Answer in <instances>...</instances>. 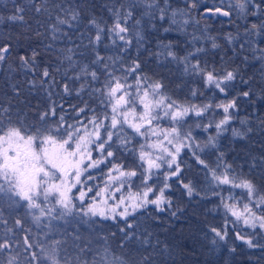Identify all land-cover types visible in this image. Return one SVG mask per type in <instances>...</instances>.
<instances>
[{
	"label": "trees",
	"instance_id": "trees-1",
	"mask_svg": "<svg viewBox=\"0 0 264 264\" xmlns=\"http://www.w3.org/2000/svg\"><path fill=\"white\" fill-rule=\"evenodd\" d=\"M154 4V7L148 8L142 0H0V17L4 18V22L0 23V45H11L6 59L0 61V110L9 109L0 115L5 124L10 117L17 124L23 118L25 125L31 126L38 119V113L48 111L49 106H54L56 110L51 122L55 123L63 115L65 127L67 124L80 126L78 121L87 123L92 116L89 108L101 115L107 112L110 116V109L101 108L98 94L93 92V87H101L102 84L92 81L90 75L81 71L87 66L89 72L98 73L101 82L104 80L102 65L92 63L96 53L105 58L109 71H115L117 76H120L123 67L139 63V75L149 77L153 82L160 81L164 85L161 91L181 104L211 105L209 110L232 100L237 105L229 109L233 119L225 125L226 130L219 136L216 132L213 134L216 137L215 148H204L201 152L186 148L178 156L183 182L191 181L195 187L192 196L187 194L176 177L169 178V187L164 188V173L171 171L167 164L162 163L159 169L151 172L148 184L153 191L148 198L155 199L160 189L164 188L166 202L161 205L164 210L157 211L151 204L135 212L129 207L132 215L126 220L135 225L130 231L140 239L123 249L120 248V241L124 234L120 228H126V220H122L117 213L123 212L130 203V193L142 194L144 185L142 175L133 178L132 182H125L119 191H116L119 181L109 182L108 171L113 164L132 168L140 163L138 153H125L114 144L115 156L86 171L81 178L84 183L76 185L70 195L72 216L75 218L90 198H97V195H89L79 204L77 196L81 189L88 193L89 189L98 191L100 186H108L107 197L113 199L111 217H81V222L77 224L67 220L55 224L52 229L57 235L55 242H62L56 247L60 262L92 264L94 257L98 259L107 247L110 257L122 256L128 264H139L144 256L149 257L145 264H264V250L250 249L235 238L233 220L222 204L229 189L225 185L217 186L206 181L207 170L202 169L193 155L195 152L211 167H216L218 157L223 153V160L232 166L237 176H247L264 187V0H167V4L165 0H154ZM240 4L244 7L241 8ZM37 6L41 8L39 13L35 11ZM16 7L24 9L20 13L24 17L23 23L7 20ZM217 8L228 11L229 15L215 12ZM117 9L132 11V18L126 25L131 41L127 46L118 39L114 43L107 31L116 19L113 13ZM160 9H165L164 19L160 18ZM74 11L79 13L76 20L72 19ZM173 12L178 18L172 22ZM58 18L67 22L60 24ZM184 19L186 22H182ZM89 20H95L104 29L98 43H91L95 40L97 27L89 24ZM137 20L139 24H136ZM137 33L142 39L137 40ZM122 47L127 50L120 51ZM33 51L36 53L34 64L31 59ZM168 51L173 52L177 59L168 56ZM21 55L28 58L27 67L22 66ZM69 55L71 60L67 59ZM185 57L187 61L199 62L210 71L215 69L219 76L233 71L236 79L230 82L226 93H221L214 85L206 86L202 76L186 73L185 63L180 62ZM45 68L50 73L46 78L42 75ZM78 75L80 78L76 79ZM42 80L44 83H41ZM85 82L84 90L77 95V90ZM128 83L135 86V74L128 77ZM65 84L69 86L70 94L64 92ZM193 90L197 95H192ZM245 91L250 93L248 97L243 96ZM85 102L88 107L77 116L74 109L85 107ZM104 122L110 125V119ZM88 126L91 128V125ZM125 129L131 133L126 125ZM233 129L243 133V138L234 136ZM29 131L34 132L35 127H29ZM133 144L139 149L137 140ZM101 156L102 153L93 146L92 158L99 159ZM140 172L143 174L144 169ZM89 175L93 178L86 179ZM236 192L240 193L238 189ZM121 198L125 203L117 206ZM0 199L3 201L0 204L3 214L0 243L8 244L6 249L0 250V264H9L14 256L18 264H29L25 258L30 253L42 255L33 248L34 245H43L33 231L32 223L35 221L27 214L25 202L19 201V197H11L18 201L11 207L8 197L0 194ZM251 208L254 212L259 209L258 213L264 215V207L256 208L252 204ZM34 212L39 216L37 211ZM17 218L22 220L28 233L16 226ZM226 219L229 221L227 225ZM211 227L226 230L229 233L226 242L218 241L210 231ZM236 228H239L238 225ZM253 231L248 228L243 233ZM255 232L264 244V232L259 228ZM25 238L32 243L31 249L24 246ZM214 239H217L216 243H213ZM144 240L148 241L146 247L142 244ZM52 241L49 234L47 243L51 245ZM130 248L133 251L129 252Z\"/></svg>",
	"mask_w": 264,
	"mask_h": 264
},
{
	"label": "snow or ice",
	"instance_id": "snow-or-ice-1",
	"mask_svg": "<svg viewBox=\"0 0 264 264\" xmlns=\"http://www.w3.org/2000/svg\"><path fill=\"white\" fill-rule=\"evenodd\" d=\"M148 8L155 6L154 0H142ZM167 4V0H165ZM241 8L243 4L239 5ZM24 11L21 7H16L14 14L7 17L10 22H24L23 15H20ZM35 11L39 13L41 8L37 6ZM211 11V10H209ZM215 12L221 15L228 16V11H221V9H215ZM114 20L112 26L108 28L109 38L123 42L125 46L130 45L131 41L128 38L129 32L126 26L128 20L132 18V11L125 9L123 12L117 9L114 11ZM173 12V16H175ZM79 16L78 12L72 13V19L76 20ZM123 17V23L121 22ZM160 18H165V9H160ZM4 22V18L0 17V23ZM67 21L58 18V23L64 24ZM140 21L137 20L136 24ZM89 24L97 27L95 40L91 43H98L101 41V32L103 28L97 25L95 20H89ZM255 27V26H254ZM168 29H165L167 31ZM142 37L137 33V40ZM216 47L215 44L212 45ZM126 47H122L120 51H126ZM11 51V45L5 43L0 45V61L6 59L7 54ZM69 51H71L69 49ZM198 51H200L198 49ZM167 55L174 60L177 59L175 54L171 51L167 52ZM36 53H32V63H35ZM22 66L27 67L29 60L26 56L21 55L19 57ZM67 59L71 60L69 55ZM105 58L99 53H96L93 59V64H101L103 67L102 74L104 80L100 81V76L96 71H88V67L84 66L81 71L92 77V81L101 83V87H93V92L98 94L100 99V107L110 109L111 115L104 112L103 115L98 113L95 109L89 108L92 112L91 118L87 120V123L78 121L80 126H74L73 124H67L65 127L64 116L61 115L58 121L51 122V118L56 115L54 106H49L48 111L39 112L38 119L33 125H25L23 118L19 123L12 122L9 117L8 123L5 124L3 120H0V179L4 181V184H0V194L8 197L9 206H15L18 201L11 199V197H19V201L25 202V207L28 210L27 214L31 215L36 223L40 222L41 217L46 213L50 214L53 209H43L42 205L38 201L42 198L44 201L51 202L55 200V205L60 206L62 209L58 216H65L72 213V201L69 197V193L76 185H82L84 181L81 179L86 171L92 168L98 167L105 162L106 158H112L115 156L113 145H118L119 150L125 153H138V159L140 161L138 167L125 168L121 164H113L112 168L108 171L109 182H120V186L116 188V191L123 187L125 182H132L133 178L138 175H142V183L144 190L141 193L135 195L129 194L130 203L125 206L124 211L117 213L122 220H126V217L131 216L132 212L137 211L140 208H144L147 205H155L157 211H163L161 207L166 202L164 198V188H168L167 180L171 177H176L181 183V186L186 190L189 196L195 193V187L192 182L184 183L182 169L180 164L177 163V157L179 156L183 147L189 146L188 143L192 140L191 131H183V121L185 117L194 115L198 118L195 121L196 127H203L205 131L212 127V123L201 124L200 118H203L205 113L211 108V105H204L198 107L195 104L185 105L181 104L177 100L172 99L165 95L161 89L164 85L160 81H152L149 77L139 75L138 70L140 64L134 62L131 66L123 67L120 76L115 75V71H109V65L104 63ZM187 58H181L180 62L185 63ZM184 71L193 75L202 76L206 86L214 85L221 93H226L230 82L236 79V74L233 71H226L223 76L216 74V70H208L207 67H202L199 62L191 64L185 63ZM135 74V86L128 83V77ZM43 77H49L50 73L45 68L42 73ZM79 75L76 79H79ZM41 83H44L42 80ZM87 82L81 84L80 89L76 94L84 90ZM70 88L67 84L64 85V92L70 94ZM192 95H197L196 90L192 91ZM250 93L248 91L243 92L244 97H248ZM139 104L143 111L138 110L136 105ZM87 102L85 107L74 109L77 116L80 113L85 112L87 108ZM217 108L223 109V117L215 123L216 135L219 136L225 131V125H227L232 119V115L229 113V109L237 107L235 100L227 103L216 105ZM62 108V106H61ZM63 110V108H62ZM8 108L0 110V115L7 113ZM162 113V115H161ZM164 118H170L171 123L167 129H161L159 125H153V121H159ZM110 119V125L105 124L104 121ZM88 125H91L89 128ZM131 129L132 133L136 136L143 138L145 143L139 145V149L134 147L135 137L125 129ZM35 127L34 132L29 131V127ZM104 129V132H101ZM149 134L157 137L156 141H150ZM233 135L243 138V133L236 129H233ZM116 138L115 140L113 138ZM165 142L168 145H172L175 148V152L171 151L165 146ZM93 146L96 151L102 153L101 158L93 159L92 150ZM199 147V145H198ZM204 148H215L216 137L209 135L207 143ZM152 149L153 151H149ZM203 151V148H201ZM159 152V155L153 153ZM196 161L202 166V169H206L205 180L215 185H227L231 188L242 189L247 194V202L243 204V208L238 210L235 204H229L227 201L222 200L223 207L227 214H230L234 221L233 227L235 230L236 240L242 241L250 249L260 248L264 250V244L260 242L261 237L255 232V229L259 228L261 232H264V215L256 214L252 208L249 207V203H252L256 208L264 207V187L258 186L252 179L247 176H237L232 169V166L223 160V153L218 157L216 167H211L207 161L193 152ZM165 156L170 159H165ZM85 161H88L85 164ZM167 164L168 169L172 171H165V184L164 188L160 189V194L155 199H149V193L153 191V188L148 184L151 179L152 169H159L161 164ZM145 165L147 167L145 168ZM175 165V167H173ZM218 171V169H221ZM140 169H144V173L140 172ZM113 173H116L114 175ZM89 175L86 179H92ZM7 185V187H5ZM91 191V189H89ZM105 189H101L97 192V196L101 195V192ZM11 194V196H9ZM85 192L81 189L78 199L83 201ZM0 199V204H2ZM103 203H107L103 201ZM124 199L121 198L117 206L123 205ZM132 209V212L128 211V208ZM33 210H39V216L35 214ZM91 214L92 216L99 215L101 218L108 219L104 211L98 210L95 203L90 205L85 215ZM0 221H3V214L0 211ZM229 221L225 220L227 225ZM15 224L18 228H22L25 233H28V229L23 228L22 220L17 218ZM237 224H242L245 228H251L254 231L252 233L245 234L239 228H236ZM135 225L131 221L126 220V228L121 227L120 232L123 233V238L120 241V248H128L132 241H139V237L132 231ZM9 231H12L9 229ZM210 231L214 234L215 238L220 242H226L229 233L217 227H211ZM217 239L213 240V243L217 242ZM57 245L61 244V241L55 242ZM24 246L27 249L33 247L28 238L23 241ZM142 244L146 247L148 241H142ZM7 243H0V250L6 249ZM42 255L37 256L35 253H30L25 259L30 262L37 260L47 261V264H59L57 259V252L55 247L47 248L41 246ZM234 251V249H232ZM84 251L83 248L80 249ZM133 249H129V252ZM138 251V249H136ZM149 259L148 256H144L139 264H145V261ZM9 264H14L13 260L9 261ZM92 264H128L122 256H111L107 247L104 248L103 255L99 258H95Z\"/></svg>",
	"mask_w": 264,
	"mask_h": 264
},
{
	"label": "rangeland",
	"instance_id": "rangeland-1",
	"mask_svg": "<svg viewBox=\"0 0 264 264\" xmlns=\"http://www.w3.org/2000/svg\"><path fill=\"white\" fill-rule=\"evenodd\" d=\"M178 17L177 16H172L171 17V20L172 22L173 21H176ZM171 22V23H172ZM182 22H186V20L184 19ZM187 62H190L189 60L185 61V63ZM191 63V62H190ZM191 64H194V63H191ZM185 105H190V104H185ZM136 107L138 108V110L140 111H143L142 107L137 104ZM199 107V106H198ZM162 115V113H161ZM224 113H223V109L222 108H217L216 106H214V108L212 110H208L204 117L203 118H200V122L201 124H207L209 122L212 123V127L208 128L207 131L204 130L203 127H196V124H195V121L198 119L196 118L194 115H189L188 117H185L184 118V121H183V124H184V127H183V131L184 132H187V131H191V134H192V140L189 141V142H186L189 144V146L187 147H183L181 149V151L183 149H186V148H189L190 151H199L201 152V148L204 149V145L206 144V141L209 137V135H212L215 134L216 132V128H215V123L219 121V119H221L223 117ZM171 123V120L170 118H164V119H161L159 121H153V125H159V127L161 129H167L168 126L170 125ZM131 130V129H130ZM132 133V132H131ZM132 136L135 137V140H137L138 144H142V143H145V141L143 140L142 137L140 136H136L135 133H132ZM149 139L150 141H156L157 140V137L155 136H151L149 134ZM199 145V147H198ZM165 146L168 147L171 151L175 152V148L172 146V145H168L167 142H165ZM149 151H153L152 149H149ZM160 153L159 152H154L153 153V158L155 157V155H159ZM165 159H170V157H167L165 156ZM178 159V157H177ZM88 161H85V164H87ZM147 167V165H145ZM175 166V165H174ZM173 166V167H174ZM156 171V169H152V172L154 173ZM172 171V169H171ZM0 184H4V181L2 179H0ZM5 187H7V185H5ZM107 187L108 186H100V188L98 189V191H100L101 189H105V191L101 192V195L97 196V198L95 197L94 199L93 198H90L88 204H83L84 207L83 208H80V210L78 211L79 215L77 217H73L72 216V213L69 214V215H65V216H58L57 214L59 212L62 211V209L60 208V206L58 205H55V200H51V202H47V201H44L42 198L38 201V203H40L43 207V209H48V208H52L53 211L50 213V214H47L43 217H41L40 219V222L39 223H36V222H33L32 225H33V231H35V233L38 235V241L41 242V244H43L42 246L44 247H47V248H52V247H57V244L55 243V239L57 238V235H55L53 232H52V229H54L56 227L55 224H61L63 221L67 220V222L69 221V223H72L74 222L75 224H77L78 222H81L80 221V218L81 217H85L86 219H94V218H101L99 215H96V216H92L90 213L88 215H85L84 213L88 211V208L90 205H93V203H95L96 207L98 210H102L104 211L105 215L108 216V217H111V214L113 212V199L112 198H108L107 197V194H108V190H107ZM225 187H227V189H229V191L224 195V200L227 201V203L229 204H235L237 209L238 210H241L243 208V204L245 202H247V194L244 190L242 189H238V188H231L230 186H227L225 185ZM74 188H77L76 186L72 188L71 192L68 194L69 197L70 195L72 196L73 194V189ZM239 190L240 193L236 192V190ZM97 190H93V191H89L87 193V191H85V196H84V199H88L89 198V195L90 196H93V195H97ZM78 192V191H77ZM135 193V192H134ZM80 196V192H78V196L77 198ZM88 197V198H87ZM79 200V204H81V201L80 199ZM103 201H106L107 203H103ZM73 205V202L71 204V206ZM251 203H249V207L251 208ZM33 211H37L38 214H39V210H33ZM224 211H225V208H224ZM259 211V209H258ZM258 211H255L256 214H259ZM230 215V214H229ZM230 218L234 221V218L230 215ZM85 219V220H86ZM239 229L244 232L246 231L248 228H245L242 226V224H237ZM52 226V228L50 227ZM251 229V228H250ZM48 233V234H47ZM49 234L52 235V238H53V241L50 245V243L48 241V236ZM39 242V244H40ZM46 242V244H44ZM34 249H36L39 253V251L42 253V250L41 247H37L34 245L33 247ZM57 252V259L59 261V264H62L60 262V258L58 257V254L59 252L56 250ZM17 257L14 256L13 260L14 261V264H18V261L16 260ZM41 262L43 264H47V261H44V260H37L35 262H30L29 261V264H41Z\"/></svg>",
	"mask_w": 264,
	"mask_h": 264
}]
</instances>
